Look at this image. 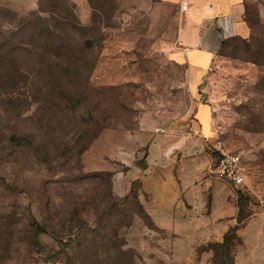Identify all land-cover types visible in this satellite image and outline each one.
<instances>
[{"label": "rangeland", "instance_id": "374dc122", "mask_svg": "<svg viewBox=\"0 0 264 264\" xmlns=\"http://www.w3.org/2000/svg\"><path fill=\"white\" fill-rule=\"evenodd\" d=\"M154 1L69 0L80 29L45 49L39 0H0V264H165L136 198L113 192L127 168L114 157L194 136L201 102L241 154L244 212L264 207V0H248L254 35L223 44L196 94Z\"/></svg>", "mask_w": 264, "mask_h": 264}, {"label": "crops", "instance_id": "0c3cea01", "mask_svg": "<svg viewBox=\"0 0 264 264\" xmlns=\"http://www.w3.org/2000/svg\"><path fill=\"white\" fill-rule=\"evenodd\" d=\"M183 3L186 10L181 9ZM247 3L155 0L151 4L153 12L174 17L177 43L171 59L187 68L194 94L223 44L251 37ZM259 14L264 22V5ZM213 112L211 104L199 103L195 110L198 131L184 141L172 143L163 135L152 136L143 156H115V163L127 168L110 171L117 174L113 192L126 197L133 182H138L139 202L153 224L147 233L152 253L162 255L165 264H213L209 244L222 242L234 226L241 239L234 251L235 264H264V207L241 213L239 186L216 174L218 157L212 144L218 130Z\"/></svg>", "mask_w": 264, "mask_h": 264}, {"label": "trees", "instance_id": "16d2710c", "mask_svg": "<svg viewBox=\"0 0 264 264\" xmlns=\"http://www.w3.org/2000/svg\"><path fill=\"white\" fill-rule=\"evenodd\" d=\"M248 7L249 6L247 3L246 19L252 30V34H251L252 37L254 35L255 28H254V24L251 22V20L248 17V11H249ZM73 8L74 5L71 4L69 0H39L38 12L37 14H35V16H37V19L35 21H38L36 25L39 27V33L43 35V47L45 49H47L51 45V42H53L54 45L56 44L54 41H52L53 35L57 30L62 28V26L69 25L76 30L80 29L79 24L77 25L76 23L77 18L73 13L74 12ZM259 16L260 14L258 13V17ZM248 39H243V40H248ZM91 44L92 43L90 41H87L86 47L88 48L89 45ZM56 47H58V45ZM11 138L16 142L29 144L28 137L13 135ZM214 154L217 157V153L214 152ZM97 173H103V172H97ZM138 187H139L138 182L137 181L133 182L129 195L131 193L133 194V196L136 198L137 202L139 203L142 211L145 213L139 202ZM129 195H127L126 197H128ZM239 206L241 213L246 214L241 206L240 197H239ZM145 215L149 218V216L146 213ZM36 227L39 228V225ZM236 230H237L236 226L231 227L230 230L225 234L222 242H215L209 244L208 247L211 248L214 252L212 259L213 264H235L234 251L237 248V246L241 243V239L237 235Z\"/></svg>", "mask_w": 264, "mask_h": 264}, {"label": "built area", "instance_id": "2783aa9c", "mask_svg": "<svg viewBox=\"0 0 264 264\" xmlns=\"http://www.w3.org/2000/svg\"><path fill=\"white\" fill-rule=\"evenodd\" d=\"M181 9L186 10L187 4L183 3ZM212 148L218 157L216 174L220 178L231 181L235 186L244 184L246 175L242 165L241 154L226 147L219 137L213 142Z\"/></svg>", "mask_w": 264, "mask_h": 264}]
</instances>
